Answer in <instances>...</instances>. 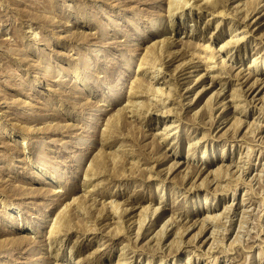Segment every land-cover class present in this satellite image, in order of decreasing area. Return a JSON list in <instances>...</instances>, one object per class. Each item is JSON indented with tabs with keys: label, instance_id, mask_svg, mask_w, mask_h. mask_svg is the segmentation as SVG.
<instances>
[{
	"label": "rangeland",
	"instance_id": "rangeland-1",
	"mask_svg": "<svg viewBox=\"0 0 264 264\" xmlns=\"http://www.w3.org/2000/svg\"><path fill=\"white\" fill-rule=\"evenodd\" d=\"M211 1L0 0V264H264V0Z\"/></svg>",
	"mask_w": 264,
	"mask_h": 264
},
{
	"label": "bare ground",
	"instance_id": "bare-ground-1",
	"mask_svg": "<svg viewBox=\"0 0 264 264\" xmlns=\"http://www.w3.org/2000/svg\"><path fill=\"white\" fill-rule=\"evenodd\" d=\"M189 1L190 0H169V2H168V6H167V15L166 16H168V18H169V21H171L172 19H173V16H172V14H174V13H177L178 11H182V7H191V4H189ZM217 2H218V0H212L210 3H209V6H211V7H215L216 5H217ZM256 6V5H255ZM181 8V9H180ZM219 12H220V10H218V13L217 14H219ZM216 15V14H215ZM225 15V14H224ZM171 25V24H170ZM215 28H217V27H215ZM214 28V29H215ZM192 30V29H191ZM188 35H190V34H188ZM180 39V38H179ZM245 39V38H244ZM236 41V40H235ZM168 42V41H167ZM182 42V41H181ZM225 42H227V41H225ZM224 42V46L226 45V44H229V43H225ZM241 42H243V40H241V38L239 39V40H237V43H235V46L237 47V50H239L240 48H238V45L241 43ZM169 46L170 45H172L173 43H174V40H170L169 42ZM167 43V44H168ZM166 44V45H167ZM186 46V45H185ZM184 46V47H185ZM187 46H190V45H187ZM186 48V47H185ZM177 52V50L174 52V54L173 53H169V54H167V56H169V59H173V58H175V56H176V53ZM179 53V52H178ZM144 59V58H143ZM179 65H186V63H184V64H179ZM187 65H188V63H187ZM138 66H139V64H138ZM139 68V67H138ZM214 70V69H213ZM254 73V72H253ZM261 73V72H260ZM255 81H253L251 84H252V86H254L255 85V82L256 83H258V79H254ZM196 81V80H195ZM262 81V80H261ZM264 81V80H263ZM237 90V89H236ZM222 91V90H221ZM219 93V92H218ZM137 95V94H136ZM233 96V95H232ZM237 98H239V97H237ZM242 98V97H241ZM264 101V100H263ZM133 103V102H132ZM242 106V105H241ZM241 106H239V107H241ZM170 110H169V108H167V109H164V108H162V110H160V111H158V114L159 115H162V116H164V117H167V116H169V115H172V113H170L169 112ZM238 121V120H237ZM237 121H236V123H237ZM240 121V120H239ZM238 121V122H239ZM259 125V122H258V124H257V126ZM261 126V125H260ZM169 128V127H168ZM166 131V130H165ZM168 136V135H167ZM25 144L23 143L22 144V147L24 146ZM224 152H221L218 156H220L221 157V155L223 154ZM175 163V162H174ZM236 165V164H235ZM227 166V165H226ZM222 167V166H221ZM237 168V167H236ZM214 170H215V168H214ZM216 170H218V169H216ZM213 171V170H212ZM219 171H220V169H219ZM211 172V171H210ZM209 172V173H210ZM217 172V171H216ZM213 173V172H212ZM211 173V174H212ZM240 173V172H239ZM214 174V173H213ZM203 180V179H202ZM202 183V182H201ZM200 183V184H201ZM203 184V183H202ZM95 186V185H94ZM192 187V186H191ZM191 189V188H190ZM59 201V200H58ZM206 204V203H205ZM208 204H211V203H208ZM67 205V204H66ZM224 206V205H223ZM228 206H224V208L223 209H225V208H227ZM210 209V208H209ZM230 210V209H229ZM208 211V210H207ZM242 211V210H241ZM223 212V211H222ZM210 214H206L202 219V221L203 222H205V221H207V222H209V223H212L213 222V224L214 225H221L222 224V222L224 221V220H220V221H218V218H221L222 216H221V214H217V213H215V212H209ZM221 217H220V216ZM224 217V216H223ZM228 218V217H227ZM225 220H228V219H225ZM164 224H166V223H164ZM163 224V225H164ZM204 224V223H203ZM202 224V225H203ZM240 224V223H239ZM238 224V225H239ZM205 225V224H204ZM188 226V225H187ZM186 226V227H187ZM222 226V225H221ZM167 227V226H166ZM161 228H159L158 230H160ZM164 229V228H163ZM162 229V230H163ZM216 229V228H215ZM184 230H185V227H184ZM217 230V229H216ZM52 231H53V229H52ZM222 231V230H221ZM178 232V231H177ZM161 233V232H160ZM122 234V233H121ZM212 234V233H211ZM210 234V235H211ZM222 234V233H221ZM212 235H214V234H212ZM211 235V236H212ZM261 240V239H260ZM261 241H264V239L263 240H261ZM248 244V243H247ZM123 253V252H122ZM119 255H121V253L119 254ZM88 256V255H87ZM261 257H262V253H261V255H260ZM89 258H90V256H89ZM127 262H125L124 264H126ZM115 264H123L119 259H118V261L115 263ZM191 264V263H190Z\"/></svg>",
	"mask_w": 264,
	"mask_h": 264
}]
</instances>
